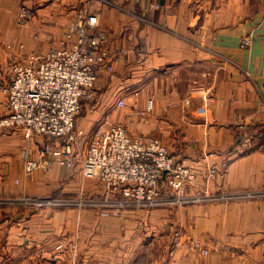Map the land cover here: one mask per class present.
Segmentation results:
<instances>
[{"label":"crops","instance_id":"crops-1","mask_svg":"<svg viewBox=\"0 0 264 264\" xmlns=\"http://www.w3.org/2000/svg\"><path fill=\"white\" fill-rule=\"evenodd\" d=\"M37 1L0 0V115L6 64L31 44L16 27L20 7L39 15L52 8L36 9ZM112 1L88 0L86 9L98 16L113 67L95 84L90 139L122 125L132 137L159 140L192 172L191 195L264 193V0ZM88 114L77 120L79 140ZM55 143L0 130V200L100 195L75 165L23 175V152L38 159ZM129 215L2 204L0 264H264V197L156 211L153 243L146 234L143 244L132 239Z\"/></svg>","mask_w":264,"mask_h":264},{"label":"built area","instance_id":"built-area-1","mask_svg":"<svg viewBox=\"0 0 264 264\" xmlns=\"http://www.w3.org/2000/svg\"><path fill=\"white\" fill-rule=\"evenodd\" d=\"M115 7L112 0H91ZM21 7L18 20L24 24L31 16ZM145 22V19L133 14ZM106 34L100 29L98 16L79 11L59 44L46 52L14 54L6 64L7 113L0 118V130H22L26 138L33 135L56 141L44 148L38 159L27 151L22 154L23 175L47 171L56 163L72 169L77 160L80 133L75 120L84 101L96 99L95 84L100 73L113 70L112 58L104 48ZM250 40H243V47ZM118 105L122 107L123 101ZM151 103L147 105V111ZM82 178L98 182L101 193L96 199L18 198L0 200L35 209H87L120 215L128 210L179 207L200 203L228 201L236 198L264 197L263 192L214 194L203 192L187 196L193 181L192 172L178 163L157 139L132 137L122 125H114L94 135L81 163ZM197 247V246H195ZM203 254L207 250L203 249Z\"/></svg>","mask_w":264,"mask_h":264},{"label":"rangeland","instance_id":"rangeland-1","mask_svg":"<svg viewBox=\"0 0 264 264\" xmlns=\"http://www.w3.org/2000/svg\"><path fill=\"white\" fill-rule=\"evenodd\" d=\"M87 3H88V0H51L50 2L46 0L45 1L43 0L42 2L37 1L36 9L41 8V7L45 8V6H48L50 4L52 5V8L50 9V12L44 13L43 15H39L37 12L35 13L34 11H31L32 15L30 16V18L26 20L24 24L20 23V21L18 20V16L16 17V24H17L16 27L19 28L20 30L19 32L21 36H23L24 34L29 40H31V44L28 47L26 46L27 50L24 48L23 50H26L27 52L28 51L34 52L37 50H41L42 48L44 49L45 47L51 48L55 44H59L60 41L63 40V36L65 32L68 30L70 25L75 21L76 14L79 11L88 12L86 10L88 9ZM21 7H23V5H21ZM28 53H31V52H28ZM95 101L96 99L92 101L82 102L80 112L77 115L76 120H75V127H76L77 120L81 121L82 120L81 118L85 117L84 115L86 111L89 112L88 118L86 119L89 121V123L87 122L85 123H87L86 124L87 126H90V129L87 131L85 138L80 139V146H79V152L77 153L75 169H79L81 167L80 161L82 163L81 159L84 157V154H86V151L91 141L90 139L91 134H92V131L94 130V125L92 124L91 120H94V118L96 117V114L92 113V108L95 105ZM3 116H5V113L1 114L0 118H2ZM97 131L99 132V128L95 131V133H98ZM74 187L75 186L73 185V188ZM188 194L189 192L187 191V196L191 195V194L189 195ZM79 196H84L85 198H90V199L98 198V196H89L86 193L76 194V195L72 193V196L68 198H73V197L76 198ZM51 197L56 198V195H53ZM174 208L176 207H161V208L148 209V210H128L120 215H115L114 217H118L123 214H126V215L130 214L129 216L132 219V223H133V225H131L132 239L139 240L140 238L142 239L141 243L143 244L144 235L146 234L148 235L147 243H153L152 242L153 238L151 239V235L149 233L152 232L151 229H154L155 212L162 211V210L172 211V209ZM56 209H59V208H56ZM56 209H49V210H56ZM72 210L85 212L88 214L89 213L96 214V212H99L101 213V215H108V216L113 215L111 213L101 212L93 208H87V209H81V210L72 209Z\"/></svg>","mask_w":264,"mask_h":264}]
</instances>
